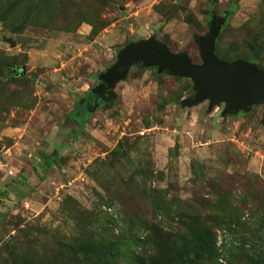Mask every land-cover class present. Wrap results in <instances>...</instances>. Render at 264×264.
Segmentation results:
<instances>
[{"label": "rangeland", "instance_id": "374dc122", "mask_svg": "<svg viewBox=\"0 0 264 264\" xmlns=\"http://www.w3.org/2000/svg\"><path fill=\"white\" fill-rule=\"evenodd\" d=\"M19 9L0 20V264H16L34 244L127 230L131 207L149 209L144 187L160 190L175 210L191 204L201 212L220 191L234 199L249 196V186L264 193V103L234 115L221 114L224 103L181 105L189 78L134 65L112 103L88 115L81 107L98 72L130 41L154 36L200 63L195 35L208 32L212 11L226 14L219 49L230 58L245 32L264 43V0H26ZM11 61L24 78L11 77ZM116 149L127 156L113 158ZM232 203L241 222L254 214L253 203ZM74 205L92 225L71 213ZM176 219L161 223L175 229ZM263 219L254 231L261 259ZM247 236L215 229L216 246L226 244L217 264H228L224 250Z\"/></svg>", "mask_w": 264, "mask_h": 264}, {"label": "trees", "instance_id": "16d2710c", "mask_svg": "<svg viewBox=\"0 0 264 264\" xmlns=\"http://www.w3.org/2000/svg\"><path fill=\"white\" fill-rule=\"evenodd\" d=\"M23 2L25 3L26 0H6V3L4 0H0V7H3L0 20L6 21L7 15L11 17L15 15L14 12L17 14V10L20 11L19 8ZM29 6L36 9V6H33L34 8L32 5ZM226 21L216 38L215 53L226 61L245 59L255 61L259 67H262L259 60L264 59V43L260 42L258 38L251 43L246 32V38L244 36L241 42H236V48L233 49L235 54L231 58L227 53H222L219 49V40L220 33L227 25ZM16 67L14 61L8 64L11 77L24 78L21 68L17 70ZM14 70L16 71L13 75ZM188 88L192 95V85L189 84ZM118 150L113 151L112 157L124 158L126 151L123 150L119 154ZM54 160L55 156L49 157L46 170ZM136 171L141 173L140 170ZM234 175L246 179L244 174ZM252 187L249 186V196L243 192L234 195L238 199H234L233 195L228 192H218L215 201L211 206L208 204V209L205 207L203 212L194 207L190 208L191 204H186V208L183 210L180 206L175 210L171 208V204L160 190L153 188L148 191L144 187L142 192L143 209H147V205L149 209L142 213V209L131 207L129 211L131 227L127 230H120L119 233L103 230L99 234L91 233L86 236L70 235L66 238H57L54 246L50 248L46 245L35 246L36 244H34L28 250L18 254L14 261L16 264H217V258L220 255L218 250L221 247L225 248L226 244L222 242L219 247L216 246L215 229L224 228L231 233L245 232L248 235L247 242L241 241L240 245L224 250L228 254V264H264V259L259 258V254L255 253L254 248L256 244L254 231L261 230L262 226H259L261 224L257 223H261L264 218V206L260 208L262 206L259 203V200L264 202V193L262 190H255ZM159 192L161 193L159 194ZM237 200L240 201L241 206L246 202L254 204V214L246 219L248 221H240L241 208L232 203ZM203 201L204 199H200L198 207ZM255 202L258 204L256 205ZM70 211L73 215L77 212V215L81 219H85L86 223L93 224L91 216H84L75 205ZM165 216L171 220L177 217V228L168 230L164 228L161 219ZM140 230L142 234L137 235L136 233ZM248 242L251 247H246Z\"/></svg>", "mask_w": 264, "mask_h": 264}, {"label": "water", "instance_id": "95a60500", "mask_svg": "<svg viewBox=\"0 0 264 264\" xmlns=\"http://www.w3.org/2000/svg\"><path fill=\"white\" fill-rule=\"evenodd\" d=\"M225 21L226 14L214 13L208 32L195 35L200 63H194L185 51L172 52L154 36L128 42L118 50L115 61L98 72V82L91 91L110 104L116 97L114 87L126 78L132 66L156 67L158 73L165 71L191 80L193 93L181 100V105L191 106L208 100L209 110L224 103L222 115L248 112L254 105L264 103V67L245 59L226 61L215 53V41ZM102 88L108 90L107 97L101 95Z\"/></svg>", "mask_w": 264, "mask_h": 264}, {"label": "flooded vegetation", "instance_id": "af4514ba", "mask_svg": "<svg viewBox=\"0 0 264 264\" xmlns=\"http://www.w3.org/2000/svg\"><path fill=\"white\" fill-rule=\"evenodd\" d=\"M212 14H214V12H212ZM97 82L98 81L96 80V83L94 85H96ZM101 91H102L101 95L106 96V97L108 96L107 95V91H108L107 89L102 88ZM106 103H109V101H103L101 97H98V94L93 93L92 96L87 94L84 97V99H83V101L81 103V107L82 108L84 107L83 113L85 114V113H88V111H91L92 109H95L96 106H101L102 104H106Z\"/></svg>", "mask_w": 264, "mask_h": 264}]
</instances>
